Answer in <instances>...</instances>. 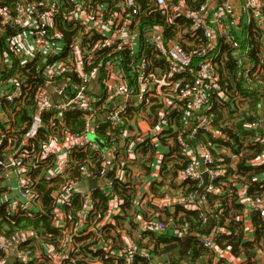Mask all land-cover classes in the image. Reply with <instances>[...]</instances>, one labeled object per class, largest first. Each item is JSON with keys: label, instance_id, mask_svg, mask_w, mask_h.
<instances>
[{"label": "built area", "instance_id": "2783aa9c", "mask_svg": "<svg viewBox=\"0 0 264 264\" xmlns=\"http://www.w3.org/2000/svg\"><path fill=\"white\" fill-rule=\"evenodd\" d=\"M152 1L156 7H138L137 0H17L13 7L0 8V33L9 34L0 53V111L5 114L4 120L1 117L5 130H0V144L7 139L0 149V169L5 180L11 172L22 176L19 189L23 197L31 195L37 182L28 175L31 166L25 164L30 155L29 145L43 133V128H48L49 142L43 146L40 157L44 161L50 156L46 171H56L51 185L55 187L52 201L56 209L69 210L78 199L77 215L85 222L89 216L94 219L98 194L107 206L117 201V178L108 177L109 156L115 155L116 140L124 134L133 137L132 141L141 148L151 146L152 150L155 146L147 140H161L165 152L158 153L160 169L163 170V163L170 165L179 170L182 178L179 189L184 194L179 204L188 210L204 204L206 211L212 212L207 196L217 190L214 181L224 168L214 156L213 143L192 142L198 135L228 140L220 134L219 127L238 120L246 106V98L238 94L234 85L220 86L222 72L225 74L226 48L232 49L238 69L236 79H241L245 87H264V69L259 71L248 57L249 44L241 47L235 33L236 11L230 3L209 7V0H204L193 8L175 7L171 0ZM240 1L250 13L264 10V0ZM154 16V23L143 24L144 18ZM261 33L264 34V27ZM32 90L34 110L16 127L14 109L24 104ZM226 106H230L231 118L226 116L216 124L214 107L227 112ZM159 110L164 111L163 117L179 116L180 127L162 128L151 122L143 133L139 127L137 131L128 128V122L143 118L146 111L150 114ZM44 114L49 115L47 121L43 120ZM246 115L250 120L244 128L253 130L258 138V129L264 128V116L257 108ZM74 118L81 120L78 129L71 127ZM217 148L218 153L228 150L222 145ZM78 155L83 156L81 162ZM87 181L94 185L79 192ZM186 181H195L199 186L197 198L186 193ZM262 181L264 188V178ZM170 183L171 180L165 181L166 185ZM124 187L130 194L131 189ZM248 199L247 212L264 217V189ZM15 210L29 213L21 203L12 211ZM67 217L69 221L72 218L68 212ZM199 219L202 229H207L208 217L201 213ZM149 227L161 232L167 225L158 221ZM65 231L74 243L54 264H75L76 254L86 250V231ZM173 232L187 237L186 225L173 226ZM221 232L216 226L209 236L200 234L195 239L200 247L216 251L214 237ZM19 240L7 239L0 233V264L6 263L11 249L18 252L21 264H29L30 244L19 247ZM138 250L137 241H130L117 251L105 246L103 258L135 264L139 255L148 260L146 264L170 263L169 258L158 261L145 249L139 254ZM189 253L190 250L186 251L185 256ZM217 253L225 258L221 251ZM89 264L105 263L93 258Z\"/></svg>", "mask_w": 264, "mask_h": 264}, {"label": "crops", "instance_id": "0c3cea01", "mask_svg": "<svg viewBox=\"0 0 264 264\" xmlns=\"http://www.w3.org/2000/svg\"><path fill=\"white\" fill-rule=\"evenodd\" d=\"M172 1H174L173 4L175 7L190 6L188 4V0ZM226 2L230 3L231 7H233L236 11V35L241 39H246L247 42H251L249 46L254 51V63L258 65L259 71H261V68L263 70L264 34L261 33V30L264 27V10L258 13H250L244 8V5L240 0H209V7H220ZM259 75H261V73H259ZM251 89L254 91L257 90L259 93H257L260 96V100L257 104V111H259L261 116H264V93H261L264 92V87L260 85L259 88L255 86ZM146 112L145 115H143V118L139 116L138 120H131L128 122V128L137 131V127H139V131L143 133L145 131L144 129L148 128V125H150L151 122H156L157 125L159 124L162 128L167 126L174 127V125H178L174 127L176 129H178V127H180L179 125L182 123L179 116L170 115L171 118L166 116L163 117V110H159L156 113L153 111L150 114H147ZM0 115V118L2 117L4 120L5 114L3 115L0 111ZM120 136L121 139L116 140L117 149L115 155L109 156V165L111 166V170L108 173V177H112L114 175L117 178L115 181V193L117 196L115 204L113 206H107L99 200L96 209V217L93 219V217L89 216V219L86 222L83 217L80 218V214L77 215L76 213L79 209V203L77 202L78 206L76 207L74 203L78 199L73 201V207L69 210L63 207H60V210H58L56 209V205L54 208L49 209L51 225L58 230V233L60 232L56 235L58 237L51 239L54 235L52 232L49 233L44 231L43 233H36L32 229L22 231L19 235L15 236V238L20 239V243L27 242L30 244V247H32L29 264L56 263L64 252L67 251V248L74 243L72 236L68 235L65 229H68L71 232H74L75 230L78 232H87V235L84 237L87 244L86 250L84 253L76 254L75 264H89V260L93 258L101 259L105 264H115L112 257L103 258L104 247L108 246L113 251H117L121 246L129 243L130 241H137L139 246V250L137 252L138 254L141 249H145L150 254V247H152V245L150 247H145L150 243L144 232L145 230L155 231V229H151L149 227V224L154 226L158 221H162L167 225L165 230L158 233H166L171 236L181 237V243L171 254L161 255L160 258L151 253L152 259L157 258L158 261H161L169 256L173 259L176 254H179L183 261L188 264L185 252L189 249L191 250L192 248L191 239L190 237H184V234L176 235L173 232V226H175L173 219L176 216V204L181 202L180 197L184 194V190L179 189V185L182 184V178L179 170H177L171 177V170L175 171L176 169H171L170 165H166L163 170L160 169L158 154L160 151L157 149V143L159 142L162 144L161 140L155 139L154 137L147 140L151 145L155 146L154 150H152L151 146L141 148L140 145H137L134 141H132L133 137H129L124 134H121ZM251 138V140L254 141L264 142V133L259 134L258 138H256L254 134ZM241 147L243 149H241V152L238 153L239 156L242 154H249L245 144ZM163 152H165V149ZM225 154L231 159L229 166L235 170L234 167L236 166L238 159L236 160L233 157L230 148L226 150ZM78 156L77 159L79 161ZM246 162L253 165L264 163V150L255 158L247 159ZM219 164L223 168L225 167L221 161ZM120 165H123V168ZM58 168H60L59 165H57V169ZM55 172L56 171L48 173L47 171H43V168H41L37 175H33V177L37 183L43 184V188L45 190H48L49 187H52L51 185L56 179L55 176H52ZM164 172L165 175L163 174ZM161 175L163 178H161ZM228 177L229 179L226 182V185H229L230 182L235 180L238 176L236 174H229ZM259 177L264 178V172H262ZM43 178L44 180L42 182L41 180ZM22 179V176L16 172H11L6 180L2 179L0 183V201H7L10 210H13L21 203L25 206L27 212L36 215L42 214L44 211L43 199L37 197L36 187H33L31 191L32 196L30 194L28 197H23L21 195L19 187L21 186ZM167 180H171L172 183L166 185L165 181ZM93 185V182L87 181L80 186L79 192H86ZM124 186L131 189L130 194L123 190ZM222 186H225V182L222 183ZM123 192L130 196L126 206ZM223 193L224 190L218 186L217 190L212 195H216L217 199H219L220 195ZM198 194L199 192L193 194V196L197 198ZM237 195L243 205L238 219H241L240 225L242 227L244 239L252 241L254 239V225L252 222V214L247 212V202L249 199L244 185L240 184L238 186ZM216 204L217 200L215 201V206H217ZM67 212L72 217L70 221L67 217ZM180 215L181 212L178 211L176 217L178 218ZM260 219L264 224V217H261ZM48 233L51 234V237L46 236ZM218 250L221 251L223 255L225 254V258H223L225 260V264H244L245 262L241 256L236 257L230 252L224 253L226 250ZM256 251L257 254L254 258V264H264V247L257 249ZM9 255H12L14 258V262L12 264H21L18 261L19 254L15 249H11L9 251ZM219 255L220 254H218L217 251H210L205 255V258L211 259L212 264H221L219 263L221 259ZM137 257H139V255H137ZM183 257H185V259Z\"/></svg>", "mask_w": 264, "mask_h": 264}, {"label": "trees", "instance_id": "16d2710c", "mask_svg": "<svg viewBox=\"0 0 264 264\" xmlns=\"http://www.w3.org/2000/svg\"><path fill=\"white\" fill-rule=\"evenodd\" d=\"M17 0H0V8L2 7H13L14 3ZM36 1V0H35ZM172 1V0H171ZM174 2V1H172ZM203 3V0H188L189 7H199ZM138 7H156L153 4L152 0H137ZM157 17L153 18H144L143 24H151L156 21ZM8 33L1 34L0 33V53L2 49L5 47V39L8 36ZM239 42L241 43V47H245L246 44H251V42H246V40H242L240 37H237ZM223 47V46H221ZM232 49L226 48V61L224 63L222 72V82L221 88L225 87V83L234 85V88L238 92V94L244 98H246V106L242 110L241 114L238 116V120L233 123L226 124L222 127H219L221 131L220 134L224 135L226 139L219 137H213L212 135L202 136L198 135L197 138L194 139V143H198V141L207 143L208 145L213 143L212 151L216 159H222L221 163L225 165L224 172L222 175L214 181L216 187H221L224 190V193L220 195V198L217 199L216 195L207 196V206L212 210V212L206 211L204 208V204H201V208L199 209H185L183 204H176V216L178 211L181 212V215L177 218L176 216L173 219L175 225L182 224L186 225L187 228V237L191 239V250L189 255L187 256L188 264H212L211 259H206L205 255L208 254V250L199 246L196 241V236L200 234H205L209 236L212 234V231L216 226L222 229V232L214 237L217 243V249L228 250L233 256L244 259V264H254L255 256L257 254V249H261L264 247V224L261 222V217L257 213H252V222L254 225V239L252 241L244 239V234L241 227V219H238L240 212L242 211V203L239 200L237 195V189L240 184L244 185L247 190V195L254 196L260 194L263 191V181L259 175L264 172V163L253 165L248 164L246 162L247 159L255 158L258 154H260L264 150V142L263 141H254L251 140V136L254 135L253 130H247L244 128V123L248 122L250 118L246 115L247 111L255 110L257 108L258 101L260 100V96L257 94V90L254 91L251 87H245L242 83L241 79H236L237 71L234 64V56L232 54ZM248 57L254 61V51L251 48L248 54ZM244 60V58H243ZM155 64H158V61L154 59ZM16 60H14V64ZM252 90V91H251ZM34 90L31 91L30 96L26 99L24 104L19 105L18 109H14L15 113V124L16 127H20L21 124L29 118V114L34 110L35 104L33 100ZM226 114L222 111L220 107H214L216 124L219 119L224 117L226 119L231 118V111L229 110L230 106H226ZM49 119V115L44 114L43 120L47 121ZM68 126L70 124L68 123ZM81 126V120L74 118L72 121L71 127L74 129H78ZM4 126L1 123L0 118V130L3 129ZM49 133L48 128H43V133H39L37 139L31 142L29 145L30 155L29 158L25 159V164L30 165L31 168H28V175L31 178H34L33 175H37L41 168L43 171H46L47 165L51 163V157L48 156L46 159H41L40 154L43 149V146L49 142V138L47 137ZM264 133V128L258 129V135ZM223 137V136H222ZM229 141V142H228ZM7 142V139L2 140V144H0V149ZM246 145V149L249 154H242L238 158V162H236V166L233 170L232 167L229 166L231 159L225 153H218L217 146H227L231 149L232 154L243 149L241 146ZM1 153V151H0ZM79 162L83 160V156L79 155ZM95 168H98L99 164H95ZM166 166L165 163L162 164V169ZM31 170V171H30ZM3 171V170H2ZM0 169V174L2 173ZM177 170H171L170 176L172 177ZM165 175V172L163 173ZM236 174L238 177L230 182L229 185H226L229 177L228 175ZM44 178L41 180L43 182ZM2 181V177L0 176V183ZM225 182V186H222V183ZM37 183V182H36ZM35 183L36 194L37 197L43 199V208L44 211L40 215L31 214V213H22L17 210L12 211L8 207L7 201H0V233L7 239L15 238V236L19 235L22 231H26L27 229H32L36 233L52 232L54 235L51 239H54L58 236V230L51 225V217L49 209L55 206L53 201L52 204V194L53 189L55 187H49L48 190L43 188V184ZM183 185H185L186 193L196 194L199 191V186L195 181H186ZM117 187V186H116ZM1 190V187H0ZM123 190L126 192V188L123 187ZM101 202L105 204L104 198L98 194ZM123 196L125 198V206L128 204L129 195L123 192ZM217 200V206H215V201ZM75 207L78 206L77 201L74 203ZM204 213L206 217L210 220L207 229H202L200 225L199 214ZM145 235L148 237L149 245L145 247H150V254H154L157 256L171 254L173 250L180 245L181 237L171 236L166 233H158L154 230H145ZM29 243L22 242L19 247H27ZM32 248V247H31ZM218 252V250H216ZM214 251V252H216ZM151 254V255H152ZM153 255V256H154ZM3 254L0 251V258ZM148 260L143 257H137L135 264H146ZM221 264H225L224 259H220ZM41 264V263H40ZM115 264H121L120 262ZM169 264H182L176 258L170 260Z\"/></svg>", "mask_w": 264, "mask_h": 264}, {"label": "water", "instance_id": "95a60500", "mask_svg": "<svg viewBox=\"0 0 264 264\" xmlns=\"http://www.w3.org/2000/svg\"><path fill=\"white\" fill-rule=\"evenodd\" d=\"M203 176H204V179H205L204 184H206L207 174L204 173ZM91 182H93V181H91ZM182 251H183V250H182ZM182 251H181V252H182ZM175 254H176V253H175ZM175 254H174V255H175ZM167 258H169V259L172 260L171 256H169V257H167ZM175 258H176L178 261H180L182 264H186V262L183 261L182 257H181L179 254H178V255L176 254ZM183 258L185 259V257H183ZM164 259H166V258H164ZM13 262H14V258H13V256H12V255H9L5 264H12Z\"/></svg>", "mask_w": 264, "mask_h": 264}, {"label": "rangeland", "instance_id": "374dc122", "mask_svg": "<svg viewBox=\"0 0 264 264\" xmlns=\"http://www.w3.org/2000/svg\"><path fill=\"white\" fill-rule=\"evenodd\" d=\"M259 94V93H258ZM159 100L157 99V100H153V102L154 103H156V102H158ZM157 111V110H156ZM155 111V112H156ZM224 112V114H226V111L224 110L223 111ZM149 114V113H148ZM157 149L160 151V152H163L164 151V146L163 145H161L159 142L157 143ZM239 152H241V151H238V152H235V153H233V157L237 160L238 159V156H239ZM238 161V160H237ZM220 252V251H219Z\"/></svg>", "mask_w": 264, "mask_h": 264}]
</instances>
